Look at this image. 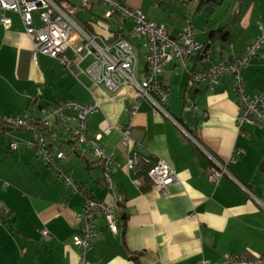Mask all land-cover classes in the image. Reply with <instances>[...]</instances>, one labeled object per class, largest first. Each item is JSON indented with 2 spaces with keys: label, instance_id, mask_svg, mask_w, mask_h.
Here are the masks:
<instances>
[{
  "label": "crops",
  "instance_id": "crops-1",
  "mask_svg": "<svg viewBox=\"0 0 264 264\" xmlns=\"http://www.w3.org/2000/svg\"><path fill=\"white\" fill-rule=\"evenodd\" d=\"M70 1L79 8L78 25L90 34L99 30L94 35L101 39L112 38L120 22L117 16L106 19V7L96 2L84 9L79 0ZM119 1L140 10L172 37L188 21L194 39L202 45L207 42L206 56L202 51L184 67L175 61L165 66L159 81L167 92L166 103L157 101V106L134 86L119 89L109 102L111 94L102 86H94L81 73L74 78L57 60L39 54L34 63L21 18L0 11L10 20L9 25L0 23V120L42 116L59 101L101 103L98 112L86 116L87 133L100 135L103 147L114 155L111 177L124 202L114 211L116 234L100 216L94 220L98 236L87 253L93 264H198L202 258L220 264L228 255L248 259L263 255L264 213L243 186L263 197L264 131L237 127L239 105L230 75L213 88L206 82L193 84L191 75L244 54L260 28L264 30V0ZM32 16L33 26H40L38 12ZM122 22L123 32H128L132 21ZM219 29L226 32L223 41H210V32ZM129 42L132 76L140 84L146 76L149 45L142 37ZM241 77L249 96L264 92V47L241 70ZM131 106L136 109L132 117L128 114ZM67 114L69 125L75 126L77 111ZM64 124L59 118L50 121L47 128L57 138L49 141V150L64 153L62 171L83 193L113 206L114 194L105 188L100 163L87 149L72 154L70 145L59 140ZM108 125L131 128L140 158L135 173L126 169L128 155L120 144V133H104ZM38 133L47 134V130ZM5 138L15 142V150ZM36 138L27 129L0 131V264H78L79 250L72 240L79 230L76 215L85 198L44 166L28 144ZM237 150L242 155L231 160ZM158 160L171 164L177 176L165 194L153 187L147 174ZM215 161L225 165L230 176L209 181L207 169Z\"/></svg>",
  "mask_w": 264,
  "mask_h": 264
},
{
  "label": "built area",
  "instance_id": "built-area-1",
  "mask_svg": "<svg viewBox=\"0 0 264 264\" xmlns=\"http://www.w3.org/2000/svg\"><path fill=\"white\" fill-rule=\"evenodd\" d=\"M99 3L106 7L104 17L109 19L117 16V29L112 33L111 39H101L97 35L85 31L75 18L79 8L70 0H0L1 12L18 14L24 26L25 34L32 43L31 59L37 62L38 55H45L57 60L74 78L78 73L87 77L94 86H102L111 96L123 87L134 86L140 91V95L147 97L153 103H166L167 92L161 87L159 78L163 74L165 66L175 61L180 66H185L196 53L203 51V45L194 39V29L188 21L186 27L176 37L170 34L158 23L151 21L138 9L130 8L119 0H79L80 6L90 9L92 3ZM38 12L40 26H33V13ZM123 20H131L133 25L128 32H123ZM0 23L9 25L10 20L3 14L0 15ZM142 37L149 45L146 57L145 79L137 84L132 76L133 53L129 39ZM264 47V30L260 28L259 34L241 57L232 58L229 62H216L210 68L191 75V82L199 84L206 82L208 87L217 85L224 75H230L233 79V88L237 94L239 115L237 127L244 125L258 127L264 131V92H258L249 96L245 91V83L241 77V70L248 65ZM231 48V47H230ZM88 61L85 68L81 63ZM158 101V102H157ZM101 109V103L94 100L91 105H84L76 100L59 101L48 109L42 116L24 115L9 116L0 120V131L8 128L27 129L37 134V138L28 144L33 148L44 166L58 180H61L68 189L84 196L81 211L76 215L79 223L78 233L73 237L72 243L79 250L78 264H93L87 257L92 242L98 236L94 227V220L100 216L106 227L113 234L118 232L114 219L115 209L124 202V197L115 192L112 181V164L114 155L106 151L101 144V136H90L87 133L86 116L94 114ZM77 111L76 124L69 125L70 118L67 111ZM136 109L131 106L128 114L132 117ZM59 118L63 121L66 131L71 132L73 144L70 145L72 154H78L83 148L87 149L93 159L100 163L105 188L114 195V205L110 206L103 201L92 198L79 189L73 179L62 171L60 164L65 161L63 152H51L48 148L49 141L56 140L57 135L51 133H38V126L47 128L50 121ZM116 130L121 135L120 144L126 150V169L129 173H135L140 163L136 152V141L132 137L129 126L108 125L104 133ZM11 150L16 149L15 143L9 145ZM230 158L242 155V151H234ZM229 159V160H230ZM153 187L159 193L165 194L169 185L177 180L174 167L164 160H158L152 164L147 172ZM209 181L217 182L224 175L230 176L225 165L213 163L207 169ZM245 193L253 200L256 207L264 213L263 197L253 195L249 189L243 186ZM42 234L47 237V232ZM198 264H213L208 259L202 258ZM220 264H264V254L256 258H243L228 255Z\"/></svg>",
  "mask_w": 264,
  "mask_h": 264
},
{
  "label": "trees",
  "instance_id": "trees-1",
  "mask_svg": "<svg viewBox=\"0 0 264 264\" xmlns=\"http://www.w3.org/2000/svg\"><path fill=\"white\" fill-rule=\"evenodd\" d=\"M93 29V28H92ZM98 31L99 30H91V33L92 34H98ZM223 34V35H222ZM224 34H226V32L224 31V29L223 30H216V31H213V32H210V35H209V40L210 41H213V40H222L223 41V39L225 38V35ZM222 35V36H221ZM113 36V35H112ZM109 39H111V37L109 38ZM208 40V41H209ZM206 44H207V42L206 43H204L203 44V50L205 49V46H206ZM251 45V44H250ZM249 45V46H250ZM247 49V48H246ZM227 62H229V61H227ZM38 128V131H40V132H42V131H44L45 129L47 130V134H50V133H53V130L52 129H50V128H44V127H41V126H38L37 127ZM64 129L65 128H62L61 129V134L59 135V137H60V141H61V143H67L68 145H71V144H73V139H72V137H71V132L70 131H66V133H64ZM44 135H45V133H43ZM46 134V135H47Z\"/></svg>",
  "mask_w": 264,
  "mask_h": 264
},
{
  "label": "rangeland",
  "instance_id": "rangeland-1",
  "mask_svg": "<svg viewBox=\"0 0 264 264\" xmlns=\"http://www.w3.org/2000/svg\"><path fill=\"white\" fill-rule=\"evenodd\" d=\"M81 17H82V18H85L86 16L82 13V14H81ZM89 60H90V59H88L87 61H89ZM84 67H85V65H82V68H84ZM5 140H6V141H4L5 143H10V140H9V139H6V138H5ZM13 143H15V142L13 141ZM18 143H21V142H18ZM65 188H66V187H65ZM66 189H67V188H66Z\"/></svg>",
  "mask_w": 264,
  "mask_h": 264
},
{
  "label": "water",
  "instance_id": "water-1",
  "mask_svg": "<svg viewBox=\"0 0 264 264\" xmlns=\"http://www.w3.org/2000/svg\"><path fill=\"white\" fill-rule=\"evenodd\" d=\"M208 48H209V47L207 46V47L203 50V51H204V56H206V54L208 53ZM204 56H203V57H204Z\"/></svg>",
  "mask_w": 264,
  "mask_h": 264
}]
</instances>
